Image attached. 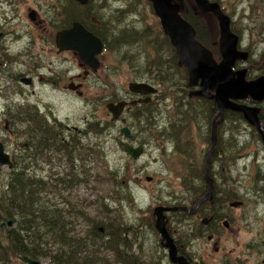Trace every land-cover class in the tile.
Returning <instances> with one entry per match:
<instances>
[{
	"label": "rangeland",
	"instance_id": "obj_1",
	"mask_svg": "<svg viewBox=\"0 0 264 264\" xmlns=\"http://www.w3.org/2000/svg\"><path fill=\"white\" fill-rule=\"evenodd\" d=\"M185 1L195 2V0ZM213 1H217L231 17L232 28L240 37L239 47L243 45L253 48L255 50L252 55L253 60L257 59L261 47H264L263 4L255 5V2L250 3L249 0ZM19 3L18 18L3 30L14 32L15 36L14 33H9L6 38L5 34L0 37L2 45L7 44L15 49L8 50L14 58L12 63L8 62L0 67L1 85L5 93L0 96V141L4 143L12 157L20 153L27 140L24 126L26 123L10 120L11 116H14L13 114H16L24 105L32 104L40 113L50 118L49 123L52 124V120L55 119L62 124L63 128L68 125L72 129L67 131L68 134H78L80 140H84L83 143L88 141L92 144L93 165L89 166L92 167L93 175L103 177L104 185L95 181L91 185L92 191L82 186L83 188H78L71 193L81 198L90 196L89 198L95 199L98 193L100 197L113 195L109 192L113 189V185L118 192L120 190L121 194L116 196V201L106 198L111 208L116 206L119 210V217L114 223L116 227H119L118 232L123 237L126 234V242L131 254L137 255V258L148 264V250L152 246L149 240L152 239L155 242V232H157L153 209L159 204L172 206L175 204L173 202L190 205L188 202H192L196 191L195 189L190 192V189L202 186L201 171L207 150L211 146L209 132L212 124L205 113H200L195 121H192L191 129L185 131L188 137L179 136L178 132H176L177 135L174 134L171 121L178 116L175 113L177 103L183 100L184 94L179 86L183 84L181 77H185L184 73H180L177 85L153 97L154 106L151 107L153 117L149 124L148 112L143 113L145 109L141 108V104L132 106L128 112L121 114L126 118L127 123H123L119 118L112 121V114L107 110L106 104L120 100L127 94L130 95L128 88L132 81H147L160 89L161 87L151 80L157 74L154 70L151 72L149 70L154 67L159 57L165 62L167 60L169 64V60L174 58L175 47L164 33L149 0H94L90 4L93 12L88 15V21H86L96 31L105 35L108 46L101 54V67L85 81L84 94L79 96L62 87L67 84L70 76L81 71L77 66V56L68 52L59 54L58 50H19L28 46L30 41H34L35 47L52 46L45 30L33 23L28 13L30 9L37 10L44 24L49 26L50 30L57 31L60 25H64L67 21L61 20L57 23V27L50 21L54 19L56 12L62 13L65 0H21ZM20 13L23 16H19ZM201 18L203 27L209 28L212 34L211 42H217L213 50H219L220 33L217 20L212 15ZM4 23L0 15V28ZM211 42H209L210 45H212ZM2 68L6 72H3ZM19 68L33 77V82L31 81L30 84L21 83L22 91L19 90L18 82L13 77ZM40 74L44 78L40 79ZM27 80L29 83L30 79ZM53 80H56V85ZM135 98L134 96L127 99ZM175 99L180 101L176 103ZM193 104L196 112L206 109L204 101L196 100ZM8 113L12 114L8 115ZM6 120L8 121L7 129ZM123 125H128L131 129V138L125 137L121 132ZM240 126L241 124L236 123L234 127L237 129H234L233 135L226 131L222 133V136L227 139L238 138L241 141L240 132L243 126ZM75 127L81 132L74 131ZM87 129L91 132L88 136L83 134ZM161 131L163 135L157 140L158 133ZM126 145L142 146L144 152L135 159L125 150ZM177 145L182 150L188 148L190 151L183 153L181 155L183 157H179L176 151ZM97 150L100 152H96ZM238 153L233 150V157L236 158ZM185 155L188 159L184 157ZM52 157L56 162L55 169L59 168L58 160L62 157L58 153H54ZM72 157L76 164H81L83 162L81 158H85L84 167L86 168L88 157L86 153L78 150L72 154ZM238 159L232 171L227 172L226 166L219 165V161L214 167L217 171L221 170V174H218V184L222 185L225 176H232L234 180H239L233 181L232 191L236 193L238 199L246 200V204L239 208H231L226 204L227 208L223 210L227 213L232 230L223 225L205 226L196 215L184 213L182 215L176 211L167 213L168 226L179 227L185 235L187 231L189 234L185 236L187 249L191 250L197 257V262L202 264H264L263 255L256 249L253 252L248 249L254 240H258L259 231L264 226V200L256 202L255 198L259 196H255L253 192L259 187V181L255 178L257 175L251 181L246 178L244 165L240 161L241 158ZM41 166L37 174L41 176L51 174L49 169L51 165L46 163ZM259 169L264 171V164ZM113 170H117L118 173L110 179V172ZM8 172L7 166L0 165V180L6 182ZM148 177L152 179L148 180ZM245 186L251 187L245 189ZM259 190L262 191V189ZM66 196H69V193ZM261 199L264 197L262 196ZM201 202L202 198L199 200V203ZM2 223H4L2 226L13 225V223L8 225L4 220ZM190 227L193 232L188 231ZM212 229L216 231L214 241H218L219 252L214 251V241H208L206 234L198 238L195 234ZM12 262H14L12 264L23 263L20 256L15 257ZM42 264L50 263L48 259L42 258ZM163 264H166L165 261Z\"/></svg>",
	"mask_w": 264,
	"mask_h": 264
},
{
	"label": "trees",
	"instance_id": "obj_2",
	"mask_svg": "<svg viewBox=\"0 0 264 264\" xmlns=\"http://www.w3.org/2000/svg\"><path fill=\"white\" fill-rule=\"evenodd\" d=\"M70 3L71 20L84 23L88 29L102 38L107 47L108 44L101 32L96 31L91 24L87 23L90 12L83 13L80 11L79 3L72 0ZM84 14H86V19L83 17ZM181 14L195 27L197 38L213 52L216 60L220 61L219 50H213L217 42H211L212 34L209 28L201 24L203 21L201 17L207 14H202L195 2L187 3L186 1ZM174 51V58L169 60V64L167 60L165 62L159 57L149 71L154 70L157 74L151 79L161 87L160 89L158 87L157 94L177 85L180 73H184L185 77H181L183 84L179 86L184 94L183 100H174L176 103L180 102L175 107L177 110L175 113L178 116L174 117L172 129L175 135L178 132L179 136L188 137L185 131L191 129L192 121H195L200 113H205L212 124L218 107L214 100L190 95L188 71L184 65L178 64L179 57L176 50ZM196 100L204 101L206 109L196 112L193 104ZM141 105V108L145 109L143 113L148 112L149 124L153 117L151 107L154 105L152 102ZM11 114L8 113V115ZM13 115L10 121L26 123L24 126L27 140L20 153L14 154V157L11 156L14 165L8 168L7 181L0 180V263L12 264L15 257L24 253L34 259H48L50 264H146L139 257L137 258V255L131 254L128 250L126 234L123 237L118 232L119 227H116L114 223L119 217V210L116 206L111 208L106 198L115 199L118 194H121L120 190L118 192L112 184L113 189L109 192L113 195L100 197L98 193L95 199L89 198L90 196L81 198L71 193L83 187L92 191L91 185L95 181L104 185L103 177L93 175L92 167L89 166L93 165L92 144L88 141L83 143L84 140H80L78 134H68L62 124L55 119L52 120V124L49 123L50 118L40 113L35 105H24ZM235 115L240 116V113ZM234 122L238 125L241 120L235 118ZM162 131L157 132V140L163 135ZM180 132L184 134L181 135ZM90 133L87 129L83 134L88 136ZM221 143L217 142L212 155L218 152L220 147L223 148ZM78 150L88 155L86 168L84 167L85 158H81L83 160L81 164L73 162L72 154ZM176 151L179 157H183L181 155L190 150L188 148L182 150L177 145ZM54 153L62 157L58 160L60 163L57 170L55 169L56 162L52 159ZM184 157L187 158L186 155ZM45 162L51 165L49 168L51 174L41 176L37 174V170L42 167V164L46 165ZM201 172L202 179L204 167ZM116 173H118L117 170L110 172V179L116 176ZM66 192L69 196H66ZM205 193L206 190L200 188L194 192L193 199ZM215 199L216 203H219V198L215 197ZM9 219L13 221V225H1L3 220ZM80 230L83 232H79ZM202 235L205 236L200 234ZM151 262L158 264V257H154ZM199 264L202 263L199 262Z\"/></svg>",
	"mask_w": 264,
	"mask_h": 264
},
{
	"label": "flooded vegetation",
	"instance_id": "obj_3",
	"mask_svg": "<svg viewBox=\"0 0 264 264\" xmlns=\"http://www.w3.org/2000/svg\"><path fill=\"white\" fill-rule=\"evenodd\" d=\"M19 1H21V0H0V15H1L2 19H4V21H5V23L1 27L2 30L0 28V30H1L0 37H2L5 34V38H6L7 34L14 33V32H11L9 30H6V32L3 30H5L6 26L11 25L12 24L11 22L14 19L18 18V11L20 8ZM72 1L77 2L81 5L80 10L83 13L88 12V11L90 13L93 12L91 9L92 6L90 4L94 0H88V2H86L84 4L80 3L77 0H72ZM70 2H71V0H65L64 6H66V7H64L63 4H61L63 6L62 13L56 12L54 19H52V21H50L51 24L55 23L56 27H57V23H60L61 20L67 21V23H65L64 25H60V29L57 31H55L54 29L50 30L49 29L50 27L46 26L44 24L45 22L39 18V14H38L37 10L30 9L29 13H28L29 19L32 20L33 23H35L36 25H39L43 30H45V32L47 33V39H48V41H50L52 46L35 47L33 45L34 41H30L28 46L21 48L19 50H58L59 54L68 52V53H72L75 56H77V58H78L77 66H78L79 70H81V71L79 73H77L76 75L70 76L67 84L62 85V87L64 90H69L73 93H76L79 96H82L84 94L83 88H84L85 81L89 77L93 76V73H96L99 70V68L102 65V60H101V55H99V60H100L101 64L96 71H93L88 64H86L84 61H82L79 58L78 53L73 51L74 49H70V48L62 49L58 46V43H57L58 33L62 30L70 29L74 25V23L76 22L75 20L74 21L71 20L72 17L70 15V12H71V3ZM249 2L250 3L255 2L256 3L255 5L263 4V6H264V0H249ZM184 4H185V2H184ZM19 16H23L22 13H20ZM83 17H84V19H86L87 18L86 14H84ZM77 22H79V21H77ZM80 23H82V22H80ZM82 24L87 28V26L84 23H82ZM262 24L264 27V14H263ZM94 26H95V24H94ZM92 28H94V27L92 26ZM90 31H92V30H90ZM13 35L15 36V33ZM95 35H97V34H95ZM102 36L104 37L105 35L102 34ZM29 39L31 40L30 37H29ZM239 42H240V39H239ZM263 43H264V41H263ZM106 49H107V47L104 45V50H106ZM240 49L242 51L246 52L248 55H247L246 59H244L240 62H237L234 69L235 70L245 69L246 81H254L256 79H260V84H259L260 86H259V99H254L251 95H246L242 99L237 100V102L244 104L247 108L256 110L257 118L259 120V127L251 124L248 121V119L245 117L244 113L234 111L231 109L225 110L223 120L219 124L218 129H217V142L218 141L223 142V143H221V145H223V148L220 147V150L212 155L213 151L215 150V148L217 146V143H216V146L214 147V149L210 153V161L208 163V173H209L210 178L212 179V185H213L212 196L202 200V202L199 203V200H201V198H203L206 195V193L208 192L209 187H210L209 182H208L207 177H206V163H207L208 151H209V149H208L207 153H206L205 162H204L203 178L200 180L202 183V186L193 188L192 190L190 189V192H193L195 189L198 190L201 188V189H205L206 193L201 197H197L196 199H193L194 198V195H193L192 202H188L190 204L189 206L179 204L180 202H173L175 204L172 206L171 205H165L167 207H176L175 210H171L168 212L176 211V212L181 213V214L184 213V214H188V215H196V216L200 217L201 223L205 226L212 224V225L219 227L220 225H223V226H225V228H229L230 230H232V228L230 226L229 220L227 219V213L223 212L224 208H227V205L231 208L232 207L233 208H239V207L243 206L244 204H246V200L238 199V196L236 195V193L234 191H232L233 190V181L238 182L239 180H237V179L234 180V178H232V176L230 177V175H227L224 177L222 185L218 184V182H217L218 181V174H221V170L217 171L216 169H214L215 164L218 161L220 162L219 165H223L224 167L226 166V168H227L226 171L228 172L229 170L232 171V168L235 167L238 163V160H239L238 158H241L240 161L244 165L243 170H244L245 177L251 181L257 175V177H255V178L259 181V187H258V190L253 192V194L255 196H259V197H257V199L255 198L256 202L264 200V199H261L262 196L264 197V171H261L260 169L258 170V168H260L261 165L264 164V47H261V50L258 53V58L255 60H253V56H252L253 53H255V50H253V48L247 47V46L244 47L242 45ZM8 50H15V49L12 47H9L7 44H6V46L2 45L1 40H0V67L7 64L8 62L12 63V61L14 59L13 55L10 54ZM10 56H12V57H10ZM2 70H3V72H6V70H4V68H2ZM35 72H36V68H35ZM33 75H35V74H33ZM56 75H59V74H56ZM13 77H15V79L17 80V82H18L17 85H18V88L20 91H22V89L20 88L21 83L30 84L31 81L33 82V77L31 76V74L27 73L25 70H21V68H19L17 70L16 74L13 75ZM28 78L30 79L29 83L25 81ZM39 78L42 79V78H44V76L42 74H40ZM137 81L147 82V81H143V80H137ZM1 82H2V78L0 77V96L2 94H5L3 91ZM55 82H56V80H53L54 85H56ZM147 83H150V82H147ZM63 89H61V90L63 91ZM195 89H197V87L196 88L191 87L189 89V92L191 93ZM129 92L131 93L130 95L127 94L125 97H123L122 99L115 101V102H119V101H123V100L128 101V102H131L132 100L138 101L141 98H145L147 96L151 97V101L148 103L137 102V104H135V105H131L129 103L125 107L122 115L125 114L126 112H128L132 108V106L134 107V106H137L138 104H149V103L153 102V100H154L153 97L155 95H157V93H151L148 95H141L138 93H134L130 90H129ZM127 96H130V97L135 96L136 98L129 100L127 98H130V97H127ZM237 113H240V116L235 115ZM122 115L119 117V119H121V120L123 118H125ZM251 115H253V114H251ZM215 116H214V118H215ZM214 118H213L212 122L214 121ZM235 118L240 119L241 122H239L238 125L241 124V126H243V128L241 129V132H240L241 136H242L241 141L238 138H232L231 139V137H230V139H227L224 136H222V133L224 134L226 131L230 132V134L233 135V131L235 129V127H234V125H235L234 119ZM111 120L116 121V119L113 120L112 118H111ZM173 121H171V124ZM125 122H123V123H125ZM5 127H6V129L8 128V121L7 120H6V126ZM122 127H124V125ZM211 129H212V126L210 128V132L209 131L208 132H209V136H210V141L212 143ZM65 130L67 132V131L72 130V129L67 125ZM73 130L78 131L79 129L75 127V128H73ZM79 131L81 132V130H79ZM219 131H220V134H219ZM183 134H181V135H183ZM233 149H234V151L240 150V153H238L236 155V158L233 157ZM201 159H202V157H201ZM224 186H226V187H224ZM248 187H251V186H245V189ZM259 189H262V191L260 192ZM248 193H246V194L248 195ZM215 197L219 198V203H216ZM235 203L237 205H234ZM208 214H210V216H208ZM205 217L209 219V221L207 223L203 222V219ZM168 221H169V219H168ZM226 221H227V224L225 223ZM247 226H249V223H247ZM168 229H169V233L171 234V237L173 238V241L176 245L177 255L178 256H184L188 260V264H199V262H197V260H196L197 257H195V254L191 250L187 249V243H186V239H185V236L189 235L187 233V231H185L186 232V235H185V233L179 227L170 228L168 226ZM188 231L193 232L191 227L189 228ZM195 234H196L197 238L202 237V236H200V234H206L207 235L206 238L208 241H214L216 231H214L213 229L210 231L209 230H206V231L203 230V232L201 231L200 233H195ZM257 237H259L258 240H254V242L250 246H248V249L250 252H253V250L256 249V251L259 254L264 256V226L259 231V234ZM189 238H191V237H189ZM149 243L152 246L150 247V250H148V264H152L151 261H153L154 257H158V259H159L158 264H163L164 261L166 264H178V263H175L171 260L169 250L164 246L163 239H162V237L158 231L155 232V242L152 241V239H150ZM213 248H214V251H216V252L220 251V247H218V241L213 242Z\"/></svg>",
	"mask_w": 264,
	"mask_h": 264
},
{
	"label": "water",
	"instance_id": "obj_4",
	"mask_svg": "<svg viewBox=\"0 0 264 264\" xmlns=\"http://www.w3.org/2000/svg\"><path fill=\"white\" fill-rule=\"evenodd\" d=\"M77 1L83 4L88 2V0ZM149 1L152 3L155 14L160 20L162 29L175 47L179 57L178 64L180 66L184 65L188 71L189 85L192 88L197 87L190 95L214 100L218 107V112L212 122V143L206 163V177L210 187L202 198L204 200L211 197L213 192L212 179L208 173V163L210 161V153L217 143V129L223 120L224 111L231 109L242 112L251 124L259 127L256 110L247 108L244 104L237 102V100L242 99L246 95L259 99L260 79L246 81L245 69H234L236 63L246 59L248 54L240 49V37L232 29L231 17L223 11L217 1L195 0V3L202 14H212L217 19L220 33V61L216 60L213 52L197 38L195 27L182 16L181 11L184 9V0ZM57 43L62 49H74L73 51L78 53L79 58L88 64L93 71H96L100 66L99 55L102 54L104 49L103 41L82 23L76 21L70 29L60 31L57 35ZM25 81L28 82L27 79ZM129 90L141 95L158 92V88L154 85L140 81L130 82ZM150 101L151 97L149 96L138 101L132 100L131 102L125 100L119 102L110 101L107 103V109L112 114V119L115 120L120 117L129 103L135 105L137 102L148 103ZM125 121L126 119L123 118L122 122ZM121 132L127 138L132 137L128 127H122ZM125 150L135 159L143 153L141 146L126 145ZM0 165L8 168H12L14 165L11 155L2 141H0ZM151 179V177H148V180ZM234 205L237 204L235 203ZM175 209L176 207H167L165 205L155 206L153 209L155 227L163 239L164 246L169 250L171 260L178 264H188V260L184 256L177 255L176 245L167 227V213ZM208 221L209 219L206 217L203 219L204 223ZM7 223L11 225L13 221L8 220ZM225 223L227 224V221ZM20 259L26 264H42L40 259H34L24 254H21Z\"/></svg>",
	"mask_w": 264,
	"mask_h": 264
},
{
	"label": "bare ground",
	"instance_id": "obj_5",
	"mask_svg": "<svg viewBox=\"0 0 264 264\" xmlns=\"http://www.w3.org/2000/svg\"><path fill=\"white\" fill-rule=\"evenodd\" d=\"M79 10V9H78ZM81 11V10H80ZM82 12V11H81ZM84 13H86V12H84ZM72 17V16H71ZM126 29V28H125ZM140 30V29H139ZM145 30V29H144ZM131 31V30H130ZM133 32V31H132ZM110 43V42H109ZM221 55V54H220ZM215 57V56H214ZM140 121V120H139ZM126 122H127V120H126ZM125 122V123H126ZM125 126V125H124ZM125 127H128L129 128V126L127 125V126H125ZM130 129V128H129ZM130 131H131V129H130ZM237 152H239L240 153V150H237ZM239 156V155H238ZM237 161V160H236ZM227 169V168H226ZM240 185V184H239ZM237 192V191H236ZM237 197V196H236ZM181 214V213H180ZM21 254H24V253H21ZM21 254H20V257H21ZM25 255V254H24ZM154 259V258H153Z\"/></svg>",
	"mask_w": 264,
	"mask_h": 264
}]
</instances>
